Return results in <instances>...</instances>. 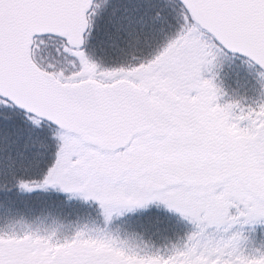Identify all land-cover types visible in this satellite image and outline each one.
Listing matches in <instances>:
<instances>
[{"label": "snow or ice", "instance_id": "snow-or-ice-1", "mask_svg": "<svg viewBox=\"0 0 264 264\" xmlns=\"http://www.w3.org/2000/svg\"><path fill=\"white\" fill-rule=\"evenodd\" d=\"M0 264H264V0H0Z\"/></svg>", "mask_w": 264, "mask_h": 264}, {"label": "trees", "instance_id": "trees-1", "mask_svg": "<svg viewBox=\"0 0 264 264\" xmlns=\"http://www.w3.org/2000/svg\"><path fill=\"white\" fill-rule=\"evenodd\" d=\"M18 229H22V228H26L28 226H31V227H40V228H44V227H47V228H56V227H59L61 226L60 224L58 223H53L51 221L47 222V223H33L31 225L27 224V223H24V222H20L18 224L15 225Z\"/></svg>", "mask_w": 264, "mask_h": 264}, {"label": "rangeland", "instance_id": "rangeland-1", "mask_svg": "<svg viewBox=\"0 0 264 264\" xmlns=\"http://www.w3.org/2000/svg\"><path fill=\"white\" fill-rule=\"evenodd\" d=\"M38 227V226H37ZM61 226H59V227H56V228H60Z\"/></svg>", "mask_w": 264, "mask_h": 264}]
</instances>
